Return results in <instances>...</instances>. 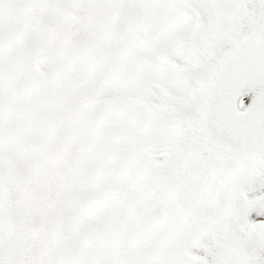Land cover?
<instances>
[{"label": "snow or ice", "instance_id": "1", "mask_svg": "<svg viewBox=\"0 0 264 264\" xmlns=\"http://www.w3.org/2000/svg\"><path fill=\"white\" fill-rule=\"evenodd\" d=\"M0 264H264V0H0Z\"/></svg>", "mask_w": 264, "mask_h": 264}]
</instances>
